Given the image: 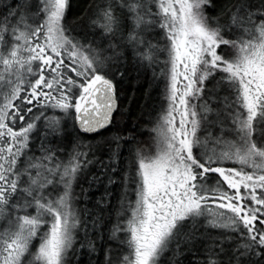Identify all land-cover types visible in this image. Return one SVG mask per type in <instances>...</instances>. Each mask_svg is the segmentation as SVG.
Returning <instances> with one entry per match:
<instances>
[{
	"label": "snow or ice",
	"instance_id": "1",
	"mask_svg": "<svg viewBox=\"0 0 264 264\" xmlns=\"http://www.w3.org/2000/svg\"><path fill=\"white\" fill-rule=\"evenodd\" d=\"M0 264H264V0H0Z\"/></svg>",
	"mask_w": 264,
	"mask_h": 264
},
{
	"label": "trees",
	"instance_id": "2",
	"mask_svg": "<svg viewBox=\"0 0 264 264\" xmlns=\"http://www.w3.org/2000/svg\"><path fill=\"white\" fill-rule=\"evenodd\" d=\"M74 3H76L78 5L79 4H83V3H85V0H74ZM162 80H163V78L161 77L160 81H159V86H160V90L161 91L163 89ZM141 101H142V97L137 95V98L133 99L130 102V105H129V116L126 117V119H132L134 122L141 119V112H140V107H139ZM125 103H129V102L126 101ZM141 139H144V137H141ZM80 260H81V262H84V261L87 260V257L85 255L81 254Z\"/></svg>",
	"mask_w": 264,
	"mask_h": 264
}]
</instances>
